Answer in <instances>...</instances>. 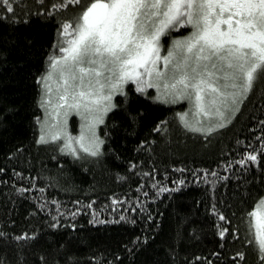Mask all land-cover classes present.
Instances as JSON below:
<instances>
[{
    "label": "trees",
    "instance_id": "obj_1",
    "mask_svg": "<svg viewBox=\"0 0 264 264\" xmlns=\"http://www.w3.org/2000/svg\"><path fill=\"white\" fill-rule=\"evenodd\" d=\"M61 2L0 5V264H264L248 243L264 199V77L211 133L184 127L185 103L126 84L98 155L65 154L38 126L40 78L83 7ZM187 35L162 37V53Z\"/></svg>",
    "mask_w": 264,
    "mask_h": 264
},
{
    "label": "snow or ice",
    "instance_id": "obj_2",
    "mask_svg": "<svg viewBox=\"0 0 264 264\" xmlns=\"http://www.w3.org/2000/svg\"><path fill=\"white\" fill-rule=\"evenodd\" d=\"M0 5L14 11L12 0H0ZM68 5L83 7L74 22L62 25L61 55L50 58V71L43 78L41 104L50 109L48 116L54 122L40 143H48L49 137L63 138L62 151L76 155V145L84 153L98 155L102 141L96 125L113 107V95H123V86L129 83L140 93L155 88L157 99L164 103L187 100L193 119H187L188 113L178 114L184 127L211 133L230 122L231 114L264 77V0H87L86 4L62 0L54 7ZM181 29L188 35L173 39L162 55V37ZM53 80L55 90L49 83ZM73 113L84 121L76 137L67 132ZM196 117L208 120L209 126L197 127L202 122ZM246 159L257 157L250 154ZM262 209L264 199L248 213V243L255 245L264 262Z\"/></svg>",
    "mask_w": 264,
    "mask_h": 264
},
{
    "label": "rangeland",
    "instance_id": "obj_3",
    "mask_svg": "<svg viewBox=\"0 0 264 264\" xmlns=\"http://www.w3.org/2000/svg\"><path fill=\"white\" fill-rule=\"evenodd\" d=\"M62 39H63V37L60 36L59 44H60V42H61ZM59 44H58V45H59ZM161 54L163 55L164 52L161 53ZM59 55H61V54L58 52V46H57L56 51H55V53L53 54L52 57H56V56H59ZM49 71H50V61L48 62V65H47V68H46L45 73H44V74L41 76V78H40V98H39V106H40V109H41V116H40V118H39V120H38V126H39V140H40V137H41L42 135H46V133L48 132L49 125H51V124L54 122V121L48 116V111H49L50 109H47V110H46V108L43 107L42 104H41V100H42V97L44 96V92H45L43 78L46 77V76L48 75ZM49 83H51L53 90H55V88H56V84H55L54 80L51 81V82H49ZM123 88H124V86H123ZM149 90H150V91L153 90L154 98H155L157 101H160V100L157 99V95H158L157 90H156L155 88H147V89L145 90V92H147V91H149ZM116 94H119V93H116ZM116 94H114L113 97H114ZM113 97H112V100H113ZM112 100H111V104L113 105ZM180 102L185 103L186 108H187V110H186L185 113H188V114H189L188 117H187V119L192 120L193 117H192V113L190 112V108H191L192 106L189 104V102H188L187 100H180L179 102H176V103H180ZM169 103H172V102H169ZM111 109H112V107H111ZM111 109H110V110H111ZM110 110H109V111H110ZM105 115H106V114L103 115V119H104V116H105ZM231 115H233V114H231ZM196 119H198V120H200V121L202 122L201 124H197V125H196L197 127L207 128V127L209 126V121H208V120H205L203 117H196ZM71 122H73L74 125H75L74 129L71 128ZM83 124H84V121L81 119V117H80L79 115H76L75 113H73V114L69 115V117H68V119H67V132H68L71 136H73V137L79 136V135L81 134V132H82ZM100 124H101V123H99V124L96 125V128H95L96 136H97V127H98ZM197 132H198V131H197ZM97 137H98V136H97ZM98 139H99V138H98ZM99 141H100V140H99ZM49 142H58V143L60 144V146H61V149L64 148V143H65V141H64L63 138L60 139V140H57V141H51V140H50V137H49ZM74 147H77V154L80 153V152H83V151H80V150H79L78 146L74 145ZM99 147H100V146H99ZM63 152H64L65 154H67V153L70 154V153H71V152H70L69 150H67V149L63 150ZM83 153H84V152H83ZM77 154H76V155H77ZM71 155H73V154H71ZM76 155H73V156H76ZM262 210H264V209H262Z\"/></svg>",
    "mask_w": 264,
    "mask_h": 264
}]
</instances>
